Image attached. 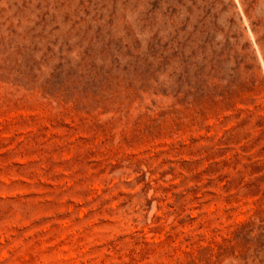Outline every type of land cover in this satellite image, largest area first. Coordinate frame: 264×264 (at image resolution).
Masks as SVG:
<instances>
[{
    "label": "rangeland",
    "instance_id": "374dc122",
    "mask_svg": "<svg viewBox=\"0 0 264 264\" xmlns=\"http://www.w3.org/2000/svg\"><path fill=\"white\" fill-rule=\"evenodd\" d=\"M0 264H264V0H0Z\"/></svg>",
    "mask_w": 264,
    "mask_h": 264
}]
</instances>
